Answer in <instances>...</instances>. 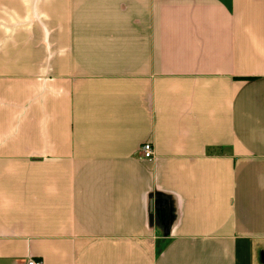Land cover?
<instances>
[{
    "label": "crops",
    "instance_id": "0c3cea01",
    "mask_svg": "<svg viewBox=\"0 0 264 264\" xmlns=\"http://www.w3.org/2000/svg\"><path fill=\"white\" fill-rule=\"evenodd\" d=\"M31 258L264 264V0H0V264Z\"/></svg>",
    "mask_w": 264,
    "mask_h": 264
},
{
    "label": "built area",
    "instance_id": "2783aa9c",
    "mask_svg": "<svg viewBox=\"0 0 264 264\" xmlns=\"http://www.w3.org/2000/svg\"><path fill=\"white\" fill-rule=\"evenodd\" d=\"M140 150H141L142 156L145 159L151 160L154 158V148H153L152 143L143 144ZM27 264H43V262L41 260H36L34 258H31L28 260Z\"/></svg>",
    "mask_w": 264,
    "mask_h": 264
}]
</instances>
